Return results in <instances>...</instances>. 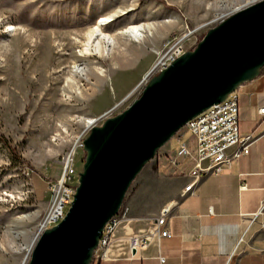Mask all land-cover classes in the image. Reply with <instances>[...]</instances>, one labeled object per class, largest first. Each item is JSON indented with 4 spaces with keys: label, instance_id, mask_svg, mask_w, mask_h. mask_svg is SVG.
Returning a JSON list of instances; mask_svg holds the SVG:
<instances>
[{
    "label": "rangeland",
    "instance_id": "374dc122",
    "mask_svg": "<svg viewBox=\"0 0 264 264\" xmlns=\"http://www.w3.org/2000/svg\"><path fill=\"white\" fill-rule=\"evenodd\" d=\"M259 1L0 0V133L20 157L13 158L0 141V264H29L41 236L40 223L51 205V185L61 173L63 157L90 133L93 123L88 119L101 125L127 109L157 74H150L151 68L172 41L182 39L184 49L193 50L208 30ZM112 14L115 20L102 28L114 39V48L88 60L90 67L103 66L106 76L99 87H80L85 80L64 63L72 61L80 48L68 44L73 37L83 40L101 17ZM139 23H151L154 29L141 40L117 34ZM78 63L84 74L80 77L85 78V60ZM39 72L44 76L39 78ZM58 75L60 86L73 78L79 87H59L52 101L51 79ZM167 145L176 152V136ZM84 161L81 147L79 169ZM157 166L156 158L145 165L128 190L125 205L144 180L154 178Z\"/></svg>",
    "mask_w": 264,
    "mask_h": 264
},
{
    "label": "water",
    "instance_id": "95a60500",
    "mask_svg": "<svg viewBox=\"0 0 264 264\" xmlns=\"http://www.w3.org/2000/svg\"><path fill=\"white\" fill-rule=\"evenodd\" d=\"M264 67V0L237 10L154 75L123 112L94 125L65 216L39 237L29 264H92L105 225L175 134ZM99 264V263H97Z\"/></svg>",
    "mask_w": 264,
    "mask_h": 264
},
{
    "label": "crops",
    "instance_id": "0c3cea01",
    "mask_svg": "<svg viewBox=\"0 0 264 264\" xmlns=\"http://www.w3.org/2000/svg\"><path fill=\"white\" fill-rule=\"evenodd\" d=\"M239 131L258 139L221 174L203 178L194 193L182 196L192 180L191 159L174 169L170 146L156 158L155 175L144 180L126 201L135 219L132 229L146 228L166 206L171 237L160 238L133 259L99 264H264V71L237 90ZM194 150V138H183ZM176 142L177 139H176ZM160 256L164 257L161 262Z\"/></svg>",
    "mask_w": 264,
    "mask_h": 264
},
{
    "label": "built area",
    "instance_id": "2783aa9c",
    "mask_svg": "<svg viewBox=\"0 0 264 264\" xmlns=\"http://www.w3.org/2000/svg\"><path fill=\"white\" fill-rule=\"evenodd\" d=\"M185 52L182 39H175L157 59L150 74H158L168 68ZM259 112L264 114V107H261ZM92 126L94 123L91 124L90 129ZM184 131L194 138V150L189 143L182 140ZM175 136L179 147L173 156L168 157L169 163L177 169L182 163L181 160L189 158L192 161L187 173L192 180L184 187L182 196L194 193L203 178L221 174L225 167L231 165L234 158L249 153L250 147L259 137L253 133L241 134L239 131L237 91L190 120ZM81 147L83 143L74 145L63 157L61 173L51 185V205L40 223L39 235L58 223L71 204L82 171V168L77 167V153ZM171 211L172 207L166 206L152 219L148 227L133 230L132 223L135 219L130 214L129 206L123 204L118 214L105 225L98 247L93 254V264L136 258L160 238L171 237L167 226ZM160 260L164 262L165 258L160 256Z\"/></svg>",
    "mask_w": 264,
    "mask_h": 264
},
{
    "label": "bare ground",
    "instance_id": "6f19581e",
    "mask_svg": "<svg viewBox=\"0 0 264 264\" xmlns=\"http://www.w3.org/2000/svg\"><path fill=\"white\" fill-rule=\"evenodd\" d=\"M115 17H116L115 14L106 15V16L101 17L93 27L88 29L86 31V33L83 34V37H82L83 40H80L79 38L73 37V41L70 44H68L74 48L75 47L80 48L76 51V56L75 55L73 56L74 59L72 61H70L68 59H66L64 61V63L66 64L65 67L69 68V70L73 73V75L78 76L80 81L85 80L84 83L81 84L82 86H80V87H85V86L99 87V84L104 80V77L106 76V73H107V71L104 69V67L103 66L90 67V62L88 60H89V57H91L93 55H97V54L99 56L104 55L105 54L104 51L109 49L110 46H113V48H114V44H115L114 39L111 36H109L107 33L104 32L102 26L113 22L115 20ZM153 29H154V25L151 23H142V24L139 23V24L129 25L128 27H125L124 29H120L117 31V34L120 37L121 36L123 37V35H128V36H131L133 38H137V39L141 40V38H144L145 32H147L148 30H153ZM76 32H79V30ZM67 34H69V33H67ZM70 56H72V54H69L68 57H70ZM68 57H65V58H68ZM82 57L83 58L87 57V58L83 59ZM82 60H85V67H86V70H85V76L86 77L85 78L80 77L84 74L82 73V69L80 68V64L78 63V61H82ZM43 76H44L43 73L39 72L38 77L41 78ZM51 80H53L52 81L53 87L51 86L53 98H51L50 100H52V99L55 100L54 98H57V95H58L57 92L59 90V87H67V88L79 87L78 82L75 81V79H73V78H71L69 80L67 79L65 81V83L63 84V86H60V75L56 76L55 78H53ZM91 80H93V82H91ZM39 87H41V86H39ZM78 93H80V92H78ZM63 95H64V93H63ZM72 106L70 108L69 107L68 108L71 110L73 108ZM95 121L96 120L94 118L88 119L89 123H94ZM50 130H51V127L47 128L45 130V132L48 133Z\"/></svg>",
    "mask_w": 264,
    "mask_h": 264
},
{
    "label": "trees",
    "instance_id": "16d2710c",
    "mask_svg": "<svg viewBox=\"0 0 264 264\" xmlns=\"http://www.w3.org/2000/svg\"><path fill=\"white\" fill-rule=\"evenodd\" d=\"M262 71H264V67L262 68ZM0 141L9 149V151H10V153H11V155H12L13 158H20L19 155H18V152H17L16 148L13 147L9 143V141L6 139V137L2 133H0Z\"/></svg>",
    "mask_w": 264,
    "mask_h": 264
}]
</instances>
